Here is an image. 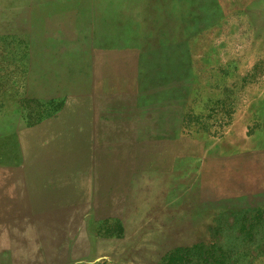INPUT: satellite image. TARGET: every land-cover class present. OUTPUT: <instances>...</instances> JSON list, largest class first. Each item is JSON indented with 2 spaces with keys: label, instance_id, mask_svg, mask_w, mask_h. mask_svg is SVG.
Instances as JSON below:
<instances>
[{
  "label": "rangeland",
  "instance_id": "rangeland-1",
  "mask_svg": "<svg viewBox=\"0 0 264 264\" xmlns=\"http://www.w3.org/2000/svg\"><path fill=\"white\" fill-rule=\"evenodd\" d=\"M253 138L264 0H0V264H264Z\"/></svg>",
  "mask_w": 264,
  "mask_h": 264
},
{
  "label": "crops",
  "instance_id": "crops-1",
  "mask_svg": "<svg viewBox=\"0 0 264 264\" xmlns=\"http://www.w3.org/2000/svg\"><path fill=\"white\" fill-rule=\"evenodd\" d=\"M248 148L247 155L254 158L258 154L264 155V141L260 142V140H248Z\"/></svg>",
  "mask_w": 264,
  "mask_h": 264
},
{
  "label": "trees",
  "instance_id": "trees-1",
  "mask_svg": "<svg viewBox=\"0 0 264 264\" xmlns=\"http://www.w3.org/2000/svg\"><path fill=\"white\" fill-rule=\"evenodd\" d=\"M175 261H174V263L173 264H176V261L178 262V260H176V259H174ZM180 263V262H179Z\"/></svg>",
  "mask_w": 264,
  "mask_h": 264
}]
</instances>
